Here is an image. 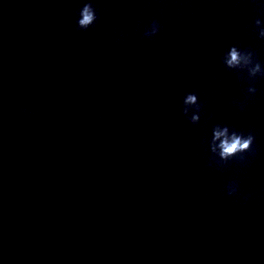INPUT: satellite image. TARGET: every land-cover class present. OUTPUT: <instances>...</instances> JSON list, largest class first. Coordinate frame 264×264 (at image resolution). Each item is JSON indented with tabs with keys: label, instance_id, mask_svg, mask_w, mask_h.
Wrapping results in <instances>:
<instances>
[{
	"label": "water",
	"instance_id": "water-1",
	"mask_svg": "<svg viewBox=\"0 0 264 264\" xmlns=\"http://www.w3.org/2000/svg\"><path fill=\"white\" fill-rule=\"evenodd\" d=\"M262 29L264 0H0V264H264Z\"/></svg>",
	"mask_w": 264,
	"mask_h": 264
},
{
	"label": "clouds",
	"instance_id": "clouds-1",
	"mask_svg": "<svg viewBox=\"0 0 264 264\" xmlns=\"http://www.w3.org/2000/svg\"><path fill=\"white\" fill-rule=\"evenodd\" d=\"M98 19L96 9L94 8L91 2L85 3L79 11V18L77 20V27L79 30H87L93 26ZM260 21L257 20L256 24L260 25ZM161 28L158 22L153 21L151 26L144 31L145 38H154L160 32ZM261 38H264V29L260 31ZM251 53L242 54L241 51L233 46L225 58V63L229 68H237L244 65H247L251 62ZM261 71L260 64H256L255 68L251 69V74L253 76L256 73ZM249 91L255 92V89L252 88ZM185 108L184 114L187 115L189 107L193 105L198 106V97L196 94L189 93L185 96L183 101ZM20 111L26 116H31L32 112L27 106H21ZM193 123H197L200 120L198 114L191 116ZM255 137L252 134L247 135L246 137L243 134L232 131L229 134V128L227 126L223 127L221 130L220 126H217L213 131V139L211 143L212 153H217L220 157V160L227 162L230 158L244 152H249L252 149L253 142ZM238 192V188L234 184H229L226 187V193L229 196H234ZM122 196L127 195V190H122L120 193Z\"/></svg>",
	"mask_w": 264,
	"mask_h": 264
}]
</instances>
